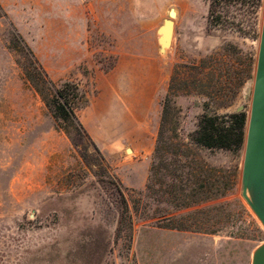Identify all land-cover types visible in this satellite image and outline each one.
<instances>
[{
  "label": "rangeland",
  "instance_id": "obj_1",
  "mask_svg": "<svg viewBox=\"0 0 264 264\" xmlns=\"http://www.w3.org/2000/svg\"><path fill=\"white\" fill-rule=\"evenodd\" d=\"M0 3V264H253L264 222L243 193L246 144L207 149L192 135L206 111L244 107L250 119L264 5L227 0L219 23L211 0ZM26 44L58 85L81 84L88 134L47 107ZM181 142L223 170L226 191L237 175L226 198L177 210L157 193L152 174L172 171L166 149Z\"/></svg>",
  "mask_w": 264,
  "mask_h": 264
},
{
  "label": "trees",
  "instance_id": "obj_2",
  "mask_svg": "<svg viewBox=\"0 0 264 264\" xmlns=\"http://www.w3.org/2000/svg\"><path fill=\"white\" fill-rule=\"evenodd\" d=\"M227 0H211V16L214 21L221 23L226 19V14L222 11ZM259 7L264 5V0H257ZM0 12L3 13V7L0 3ZM26 51L29 59L36 65V72L30 75V80L36 90L42 95L47 107L51 110L54 117L61 122H65L75 133L83 135L88 134L81 118L79 116L80 107L86 102V92L80 83L68 81L58 85L49 75L48 71L41 64L32 48L27 44ZM205 79L200 78L202 87L207 84ZM188 85H190L188 83ZM224 103V102H223ZM165 120V119H164ZM248 114L246 111L223 113H211L206 111L200 118L198 129L192 135L193 143L197 146L207 149H236L242 150L245 147L248 131ZM165 132L160 133L159 143L156 148V156L162 152L165 142L170 139L165 137ZM181 149L178 153L166 149V153H171L174 167L172 171L166 168L167 173L160 175L155 171L152 174L151 183L160 188L157 193L161 195H170L165 201L173 205L177 210L212 202L221 198H226L238 183L237 175L231 179L229 190L226 191V182H222L220 172L223 170L212 168L207 170L206 164L197 157V153L191 145L186 142L180 143ZM167 159V158H166ZM166 167V166H165ZM170 171V172H169ZM172 179L173 183H169ZM148 185L147 190L151 189L152 184ZM165 186H167L165 188ZM146 192V191H145ZM163 202L162 199H160ZM173 208V209H174ZM128 210L131 208L128 205ZM163 214L158 221L164 223L166 220H174L177 217H164ZM132 221V230L134 232V214L130 215ZM171 228L179 230H189L190 226L182 224Z\"/></svg>",
  "mask_w": 264,
  "mask_h": 264
},
{
  "label": "water",
  "instance_id": "obj_3",
  "mask_svg": "<svg viewBox=\"0 0 264 264\" xmlns=\"http://www.w3.org/2000/svg\"><path fill=\"white\" fill-rule=\"evenodd\" d=\"M176 8H171L170 17L159 27V42L163 50L170 46L174 34ZM244 107L238 109L243 111ZM128 151H132L129 148ZM250 192L253 193L252 197ZM244 196L264 222V22L255 80L253 108L249 119L246 158L244 167ZM253 264H264V244L255 252Z\"/></svg>",
  "mask_w": 264,
  "mask_h": 264
}]
</instances>
